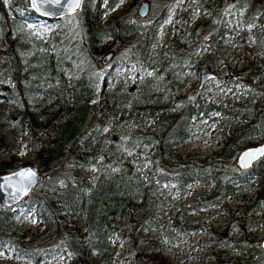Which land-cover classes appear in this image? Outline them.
Masks as SVG:
<instances>
[{
	"label": "trees",
	"instance_id": "16d2710c",
	"mask_svg": "<svg viewBox=\"0 0 264 264\" xmlns=\"http://www.w3.org/2000/svg\"><path fill=\"white\" fill-rule=\"evenodd\" d=\"M127 1L133 5L138 0ZM147 1L153 11L148 21L145 16L103 22L98 0H82L79 11L54 20L40 16L28 0H16L20 14L8 19L0 6V124L28 135L26 145L34 152L41 174L20 202L33 207L39 226L21 253L32 259L40 254L61 255L69 264H86L95 254L94 264H114L112 237L118 235L128 242L129 264H146L138 233L155 230L159 224L156 188L171 181L183 192L197 182L211 187L183 207L179 216L172 214L165 231L173 229L185 237L204 228L219 231L223 225L185 219L184 209L198 210L236 189L253 188L252 197L243 195L237 202L239 208H228L229 225L225 226H238L242 244H236L235 253L216 256L220 264H262L264 249L258 231L264 229V156L243 170L234 158L239 149L264 137V62L233 66L219 76L226 84L251 85V95L229 105L201 97L204 85L196 86L192 94L178 92L183 66L193 59L190 51L177 49L174 36L163 46L161 36L153 43V53L148 52L153 24L174 0ZM227 6L247 7L244 26L264 16V0H188L186 7L173 14L189 20L208 9L216 22L206 27L213 30L209 42L219 43L221 14ZM30 19L45 22V37L24 21ZM261 32L255 34L259 40ZM107 37L113 39L117 54L121 45L128 47L122 58L113 61L122 64L123 70L112 84L100 62V47ZM130 65L133 68L128 71ZM201 65L197 62L195 67ZM215 66L211 60L209 67L214 70ZM176 102L181 105L179 111L173 109ZM215 108L242 123L230 121L221 129V143L209 154L181 157L177 145L193 133L194 119ZM37 122L53 125L47 139L39 135ZM7 148L0 137V172L23 163L2 159ZM87 166L94 168V176L85 171ZM124 211L126 221L121 223ZM13 218L11 208L0 207V245H17L12 239ZM232 239L231 232L228 240Z\"/></svg>",
	"mask_w": 264,
	"mask_h": 264
},
{
	"label": "rangeland",
	"instance_id": "374dc122",
	"mask_svg": "<svg viewBox=\"0 0 264 264\" xmlns=\"http://www.w3.org/2000/svg\"><path fill=\"white\" fill-rule=\"evenodd\" d=\"M138 0L131 5L127 0H108L109 6H106V0H98V9L103 22L125 17L126 19L139 18L135 9ZM16 0H0V6L3 16L8 19L14 13L20 14ZM188 0H174L170 3L159 19L152 26L150 36L152 45L148 52L153 53V43L163 36L162 45H167L174 36L177 49H188L193 57L192 61L184 64V75L182 85L179 87L180 93H195L197 92L198 68L195 64H208L212 60L215 66L216 77L212 78L204 84V89L201 91V97L210 99L214 103L229 105L237 98H244L246 94L251 95L249 84L243 85L239 82L226 84L220 75L226 74L230 68L241 65H254L264 62V16L255 22L246 26L242 23V18L247 14V7L234 9L227 6L221 16L222 34L219 43L209 42V35L213 30L207 29L209 25H215L212 14L208 9H203L195 13L188 20V16L174 15L176 9L186 7ZM150 10L145 20H150L153 17L151 3L149 2ZM41 37H45L47 26L40 19L24 20ZM225 29V30H224ZM224 30V31H223ZM262 30V40L257 39L256 32ZM113 39L107 37L103 39V44L100 49L102 53L107 49L114 48L111 46ZM128 48L125 44L121 45L117 52L114 50L113 58L103 65L106 75L109 77L108 83L115 82L116 74H120L123 70L122 64H113L114 60L122 58ZM133 68L129 66L128 71ZM149 72L147 71L146 74ZM127 76L132 77L131 74ZM106 88L107 86H103ZM102 97V96H101ZM181 105L176 102L173 106L175 111H179ZM151 121V120H150ZM230 121L242 123L241 120L232 118L230 115L223 114L218 109H209L205 114H199L194 119L193 133L191 136L178 143L177 151L181 157L187 154H209L217 148L220 143V130L228 125ZM149 125V121H145ZM39 127V135L43 139H47L53 130L52 124H44L37 122ZM0 137L7 144V150L1 154V158L15 163L36 162L34 152L26 145L29 137L22 130L16 132L14 128L7 124H0ZM260 141V140H259ZM258 142V141H257ZM85 171L91 175H95V170L92 166H87ZM211 184H199L197 182L190 183L186 186L183 192L171 181L161 183L155 190L154 195L158 201L157 208V223L158 226L152 231H140L138 237L141 239L139 249L145 253L146 264L150 261L161 264H220L221 259L216 254L235 253L238 242L239 231L238 226L234 223L228 228L229 211L239 208L236 204L240 198L245 196L252 197L254 189L242 190L236 189L233 192L221 197L219 200L198 210L189 208L184 209L183 216L185 219L196 218L210 222L212 227L223 225L224 228L219 231L204 228L190 234L189 237L181 235L179 232L171 229L165 231L166 225L170 223L169 217L172 214L179 216L182 213V208L187 207L191 202L197 199L202 191L208 190ZM134 207V211L137 210ZM14 218L12 222L13 234L12 239L16 240L17 245L4 243L0 245V264H69V259L56 255L49 257L47 255H39L32 259L21 253V248L30 244V236L32 233L39 230L38 220L34 215V210L28 203H19L12 209ZM264 215V212L261 214ZM126 221V211L120 217L119 222ZM81 229L84 228L82 220H78ZM225 224H228L225 226ZM232 232L233 239L228 240V235ZM264 236V229L258 231ZM113 250L111 260L114 264H129L131 258L127 253V240L118 235L112 237ZM227 256V255H226ZM93 254L86 264H94L97 262ZM229 264V263H227ZM264 264V262H262Z\"/></svg>",
	"mask_w": 264,
	"mask_h": 264
},
{
	"label": "water",
	"instance_id": "95a60500",
	"mask_svg": "<svg viewBox=\"0 0 264 264\" xmlns=\"http://www.w3.org/2000/svg\"><path fill=\"white\" fill-rule=\"evenodd\" d=\"M29 6L40 16L48 19H57L62 15L72 14L80 10L82 0H28ZM149 11L147 0H141L135 9L138 17L144 18ZM114 56L112 49L101 54L100 62L106 64ZM216 76V72L208 64H202L198 69L197 88ZM264 156V137L255 144L244 146L238 150L234 164L239 169H247L258 159ZM41 174L34 163L23 162L15 168L0 172V207L14 208L26 198L40 181ZM264 249V236L260 240ZM147 264H157L150 261Z\"/></svg>",
	"mask_w": 264,
	"mask_h": 264
}]
</instances>
